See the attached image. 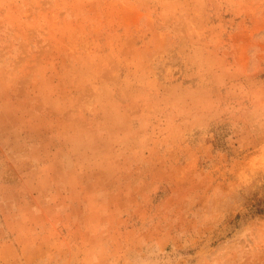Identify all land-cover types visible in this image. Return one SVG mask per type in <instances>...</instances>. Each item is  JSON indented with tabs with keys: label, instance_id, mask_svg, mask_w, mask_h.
I'll list each match as a JSON object with an SVG mask.
<instances>
[{
	"label": "rangeland",
	"instance_id": "obj_1",
	"mask_svg": "<svg viewBox=\"0 0 264 264\" xmlns=\"http://www.w3.org/2000/svg\"><path fill=\"white\" fill-rule=\"evenodd\" d=\"M0 264H264V0H0Z\"/></svg>",
	"mask_w": 264,
	"mask_h": 264
}]
</instances>
